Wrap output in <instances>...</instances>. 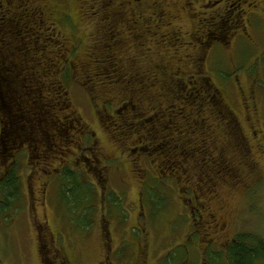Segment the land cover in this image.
Masks as SVG:
<instances>
[{
    "label": "rangeland",
    "instance_id": "obj_1",
    "mask_svg": "<svg viewBox=\"0 0 264 264\" xmlns=\"http://www.w3.org/2000/svg\"><path fill=\"white\" fill-rule=\"evenodd\" d=\"M26 2L29 4L30 0ZM34 2L39 5L44 21L56 22L59 26L56 27L66 35L63 42L68 43L72 39L79 41L77 49L70 54L84 57L86 47L93 44L86 57L91 66L101 65L106 60L107 67L119 66L122 73H114L111 69L113 73L107 71L104 74L102 79L117 83L105 99L97 95V88L90 92L81 83L85 75L75 66V74L69 75L71 79L64 87L70 103L65 99L60 103L54 91L27 87L23 90L14 80L13 84L18 89L9 105L11 111L18 103L17 109L25 112L28 103L39 94L41 99L49 98L52 106H30L32 112L44 111L46 117L53 120L55 115L67 119L68 114L74 113L83 128L79 130L77 127L76 131L68 132L69 136L63 143L53 145L48 141L53 150L46 158L37 156L29 159L27 155L28 151L38 153L27 140L41 138L45 134L43 128H33L34 122L40 119L32 121L27 135L20 132L14 138L13 150L19 146L11 155H15L13 159L19 178V194L12 209L6 208L4 210L7 212L0 213V264H162L172 256L174 264H204L203 251L208 249L207 257L214 251L213 262L216 264H231L227 253L229 247L224 246L238 235L244 234L264 243V54L259 55L264 52V12L263 18L255 22L253 40L239 41L232 49L220 45L210 54L207 62L197 58L196 52L193 53L188 45L182 55L174 53L170 59L161 55L173 48L160 34L180 24L173 19L160 24L159 15L167 20L166 14L157 13L154 23L150 24L152 29L148 35L152 36L151 41L129 43L136 47V51L128 44L115 45L110 38L106 41V23L101 24L94 19L90 22L93 26L87 20H81L78 9L80 5L86 6L87 0L73 3L75 11L67 0ZM51 4H55L58 10L64 9L67 18L57 16V10L52 9ZM48 8L50 10L44 13ZM171 14H175V11ZM66 19L71 22L76 19L78 28L74 29L68 23L64 26L62 20ZM187 30L182 28V31ZM99 31L105 33L94 44V37H98ZM101 39L106 41L104 57L98 51V41ZM185 41L192 39L186 36ZM72 48L73 45H70ZM157 51L161 53L159 56ZM67 52V48L62 46L56 55L66 60ZM261 56V63L257 65L255 60ZM115 58L120 61L116 66L111 64ZM196 65H199L201 73H208L212 86L221 90L224 103L228 106L225 110L232 113L236 120L233 121V134L231 129L227 131L224 128L225 124H229L226 120H216L213 137L217 145L225 143L233 149L229 151V146L225 149L217 147L216 155L223 154L214 161L220 168L217 170L206 160L210 155L208 152L200 155L203 152L191 151L184 156L178 150L180 154L176 159L179 161L173 163L169 143L150 156L138 146L134 148L139 138L131 127L148 118L152 119L150 124L140 130L153 131L156 120L151 117L152 113L168 106L171 101L166 99L159 81H141L149 75L145 71L149 68L159 70L161 79L167 81L169 77L176 79L179 74L197 76L200 72L194 70ZM164 70L170 76L164 75ZM131 71L138 75L128 76ZM1 90L7 103V96L3 94L5 87L0 89V94ZM62 93L65 94L64 89ZM173 94L168 90L167 97ZM124 100L128 101L125 106ZM108 102L111 107L107 108ZM115 109L118 112L115 113ZM3 110L2 107L0 117ZM5 128V124L0 125V136ZM158 128L160 131L156 130L155 137H169L179 132L172 131L173 127L161 129L158 125ZM252 130H260L261 137L253 136ZM186 140V145L192 141L191 138ZM166 154L171 163H163L159 159L160 155L165 157ZM2 160L0 145V178L5 168ZM205 160L207 163L203 164ZM224 162L232 163L233 167L225 166ZM64 167H72L73 172L92 191L83 193V202L78 203L81 205L76 215H72L61 200L60 177ZM147 188L149 191L155 189L152 196L146 192ZM190 195H193L190 206L197 209L194 212L190 210L189 203L183 201ZM87 207L88 210L92 208L90 223L82 225V212ZM210 214L216 216V221L215 217L214 221L210 219ZM213 222L225 225L216 237ZM248 245L254 246L250 240ZM254 264H264L262 255Z\"/></svg>",
    "mask_w": 264,
    "mask_h": 264
},
{
    "label": "trees",
    "instance_id": "obj_2",
    "mask_svg": "<svg viewBox=\"0 0 264 264\" xmlns=\"http://www.w3.org/2000/svg\"><path fill=\"white\" fill-rule=\"evenodd\" d=\"M6 2L10 4H6ZM0 3V89L5 87L3 94L7 96L8 99V102L5 103L1 90L0 111L3 107L4 117H0V125L5 124L6 126L5 131L0 136L3 156L1 162L5 165L4 175L0 178V190H2L3 197V199L0 200V213H2L7 212V210H4L6 208H8V210L12 209L13 203L18 199L17 197L19 194V178L16 174L17 168L14 167L15 159H13L15 155H11L15 154L16 148L19 146L18 144L13 150V144L16 141L14 138L18 137L20 132H22L23 135H27L26 132H29L28 126L32 125V121L40 119V121L34 122L33 128L39 129L38 127H41L45 134H42L41 138L27 140L31 142L38 151V153L28 151L27 155L29 159H34V157L37 156L46 158L51 149L53 150V147L48 144V141L53 143V145L56 143H63L64 139L69 136L68 132L72 133L76 131L77 127L79 130L83 128L82 123L74 113L68 114L67 119L59 118L55 115L53 116V120L50 117H46L44 111L39 113L32 112L30 106L42 107L44 104L52 106L49 98L41 99L39 94L36 96V99L28 103L25 112L17 109L18 103H16L14 111H11L9 105L15 99L14 93L15 90L18 89L13 84L14 80L23 90L27 87L35 90L45 89L54 91L60 103H63L64 99L67 103H70L64 87L68 79H71L69 75L75 74V66H77L78 69L80 68L82 74L85 75L82 77L81 83L87 86L90 92L92 89L97 88L99 90L97 91V95L101 97L107 96V93L110 90L113 91L117 86V83L111 81V79H102L104 74H106L107 71L111 73H119L121 71L119 66L110 68L104 65L106 60L101 65L91 66L86 57H88L89 50L93 48V44L86 47L84 50V57L78 58L74 54H70L72 51L70 45H75L77 48V43H79V41L72 40L68 43L63 42V40H66V35L62 33V30L56 27L58 25L54 23V21H44L40 13V7L34 0H30L29 4L26 0H0ZM44 13H47V11L44 10ZM71 27L77 29L74 26ZM77 31L78 30H76V32ZM93 43L95 44V42ZM98 45L102 48H106L104 40L98 41ZM62 46L66 47L68 50L66 60L60 59V57L56 55L57 51ZM101 55L104 57V52H102ZM58 63L61 64L58 65ZM112 64L116 66L118 63L113 62ZM61 70L66 72L62 73ZM164 71V75L170 76L166 70ZM131 72L132 73H129L128 76L133 77L138 75L134 71ZM171 72L172 70L169 71V74ZM145 73L152 75L145 76L141 81H148V83H157L159 81L158 85L161 86V89H163L162 91L165 92L166 99L169 98L168 100L171 101L168 106H164L162 107L163 109H158L152 113L153 115L151 117L156 120L153 122L155 126L153 131L144 132L140 130L150 124L152 119L148 118L137 122L138 124H134L135 127H131L134 133H136V137L139 138V142L134 145V148L138 146L146 155L150 156L151 153L158 151V149L166 145V143H169L172 147L170 157L173 163L179 161L176 159V156L180 154L178 150L182 152L184 156L188 155L191 151L203 152L200 155L208 152L207 154L210 155L206 160L212 163L211 166L215 167V170L220 169L214 163V161L219 159L218 156L221 157L223 155L222 153H218V156L216 155L217 147L221 146L225 149L229 145L225 143L217 145V141L213 137V132H215L214 129L217 123L216 120L218 118L226 120L229 124H225L224 128L227 131L231 129L232 134L234 130L233 127L235 126L233 121L236 120L232 113L230 114L225 110L228 106L224 103L220 89L216 86H212L210 76H208L207 73H197V76L191 75L190 77L180 76L179 74L176 79L169 77L168 80L165 81V79H161L159 70L149 68ZM62 89H64L65 94L62 93ZM168 90L174 92V94L167 97ZM32 93L34 94V92ZM57 100H55V104H57ZM124 101L125 106L128 101ZM177 104L181 105L176 106ZM108 106H110V103ZM114 112L116 113L118 111L115 109ZM206 112L209 114L206 115ZM110 116L112 117L113 114H110ZM46 118H48V120H46ZM159 119L162 120L161 123ZM19 121L23 123L21 124ZM231 122L232 124H230ZM158 125L161 126V129H170L173 127L172 131L177 130L180 133L178 132L169 137L164 135L155 137L153 135H156V130L160 131ZM29 135L30 137L33 136L31 132ZM190 138L192 141L186 145V139ZM205 139H207L208 142ZM212 142L213 144H211ZM231 148L232 146L230 145L229 151L233 150H231ZM159 159L162 160L163 163L170 162L168 155L165 157L160 155ZM206 160L203 164L207 163ZM224 164L225 166L233 167L230 162H224ZM158 166L162 168V166ZM73 171L72 167L63 168L60 177L62 182L60 191L61 200L64 202V205H67L68 209L66 206L64 208L72 215H76L78 213L77 208L81 205L78 203L83 202V193L86 191L88 193L90 191L91 193L92 191L90 187L88 188L83 184L84 182H82L81 178ZM155 185L158 186V183ZM154 191L155 189H151V191H149L148 188L146 189V192H149L151 196L154 194ZM187 194H189V192ZM147 196L149 197L148 194ZM192 196L193 195H190L189 198L183 200L184 202H188L189 206L190 202L193 203ZM190 207L194 208L193 206ZM91 210H88L87 207L86 211L82 212V225L90 223L89 216ZM0 218L2 219V217ZM246 240H248V242L249 240L252 241L256 248L254 246L250 247L251 245H248ZM227 253L233 264H254L258 257L261 255L264 256V243L250 236L240 234L230 243ZM213 256L214 254L211 253L207 257V260L211 262V264H216L217 262H213L215 261ZM174 262V257L172 256L165 262L162 261V264H174Z\"/></svg>",
    "mask_w": 264,
    "mask_h": 264
},
{
    "label": "flooded vegetation",
    "instance_id": "obj_3",
    "mask_svg": "<svg viewBox=\"0 0 264 264\" xmlns=\"http://www.w3.org/2000/svg\"><path fill=\"white\" fill-rule=\"evenodd\" d=\"M67 1L71 7L73 3H77V0ZM87 2L86 6H79L78 14L81 20L85 19L90 23L95 19L101 24L106 23V40L110 38L115 42V45L125 43V45L128 44V47L135 49L136 47L129 43L138 44L137 42L151 41L152 36L148 35L152 29L150 24L154 23L158 16L157 13H162L166 14L167 20L159 15L160 24L172 19L174 22L179 21L180 24L175 29L171 28L166 33L160 34L167 39L173 49H167L169 52L164 54L157 51L156 54L158 56L161 54L166 59H170L174 53L182 55L184 50L188 49V45L189 48L193 49V53L196 52L197 58L205 59L207 62L210 54L217 47L220 48V45L222 48L232 49L239 41L253 40L252 31L255 22L263 18L262 13L264 12V0H87ZM43 7L46 8V4ZM51 8L57 10V16L63 15L64 18H67L64 9L58 10L55 4H51ZM49 10L48 8L47 11ZM73 10L75 11L74 8ZM173 11L175 14H171ZM75 22L76 19L74 22L68 19L66 24L71 23L70 25L78 28ZM182 28L188 30L182 31ZM104 33V31H99L98 37H94V42ZM186 36L190 37L192 41L186 42ZM263 53L262 51L259 55ZM262 57L255 60L257 65L261 63ZM113 62L120 63L116 58L113 59ZM131 66L134 67V64ZM194 70L200 72L199 65L194 66ZM256 71L258 70L255 69ZM259 133L260 130L251 131L255 137H261ZM209 217L212 221L215 217L216 221L215 215L210 214ZM224 227L225 225L220 222L219 224L213 222L214 237ZM234 240L235 238L230 243ZM230 243L224 248H228ZM205 246L208 247V244ZM207 251L209 249L203 251L205 255L203 263L211 264L207 260ZM213 254L215 255L214 251ZM262 259L264 260V256ZM231 264H233L232 261Z\"/></svg>",
    "mask_w": 264,
    "mask_h": 264
}]
</instances>
